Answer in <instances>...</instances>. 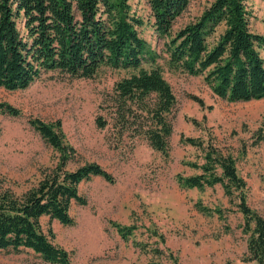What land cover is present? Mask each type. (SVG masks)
Masks as SVG:
<instances>
[{
  "label": "rangeland",
  "instance_id": "obj_1",
  "mask_svg": "<svg viewBox=\"0 0 264 264\" xmlns=\"http://www.w3.org/2000/svg\"><path fill=\"white\" fill-rule=\"evenodd\" d=\"M212 1L190 0L171 35L198 18ZM128 2L143 21L140 37L156 53V65L175 98L166 115L172 126L166 153L155 151L137 134L139 116L145 114L134 106L119 110L114 101L115 84L133 71L103 67L91 78L47 72L26 90L0 88V103L19 111L17 117L0 114V188L22 194L56 166L59 154L30 121H59L64 142L75 152L67 169L95 163L114 179L108 183L96 177L79 185L86 205L71 206V226L41 220L52 244L68 253L71 264H256L245 260L248 236L238 201L225 197L219 185L185 189L177 176L199 175L205 162L203 149L182 138L213 145L233 156L246 183V202L264 218V143H253L259 129L264 133V99L228 102L216 97L202 76L170 68L169 39L157 36L152 27L150 0ZM246 10L251 31L264 35V0H246ZM260 55L264 60V50ZM198 203L219 213L202 215ZM116 225L133 228L131 235L123 239ZM0 264L50 263L21 250L0 251Z\"/></svg>",
  "mask_w": 264,
  "mask_h": 264
},
{
  "label": "trees",
  "instance_id": "obj_2",
  "mask_svg": "<svg viewBox=\"0 0 264 264\" xmlns=\"http://www.w3.org/2000/svg\"><path fill=\"white\" fill-rule=\"evenodd\" d=\"M189 1L150 0L152 27L157 36L169 39L166 54L170 68L202 76L212 93L228 102L264 99V60L260 55L264 35L251 31L246 0H213L198 18L172 36L173 23ZM142 25L128 0H0V88L26 90L47 72L91 78L103 67L133 71L115 84L114 101L119 110L134 106L144 113L139 116L142 122L137 134L155 151L166 153L172 133L166 115L175 98L156 65V53L140 37ZM0 114L17 117L19 111L0 103ZM119 115L124 119L123 112ZM30 125L59 159L36 186L22 194L0 188V251L31 250L47 263L71 264L68 253L52 244L41 220L71 226V206L86 205L79 185L96 177L108 183L114 179L95 163L67 169L75 152L64 142L59 121L46 124L35 119ZM182 142L203 149L205 162L201 174L177 176V183L198 190L219 185L225 197L237 200L244 218L243 233L248 236L245 260L264 264V218L248 206L246 183L237 173L233 156L213 145L204 147L203 141L193 138H182ZM253 143H264L262 129ZM196 210L205 216L219 213L199 203ZM115 227L123 239L133 230Z\"/></svg>",
  "mask_w": 264,
  "mask_h": 264
}]
</instances>
